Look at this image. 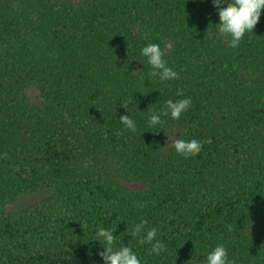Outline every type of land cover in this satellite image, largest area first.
I'll return each mask as SVG.
<instances>
[{"label": "trees", "instance_id": "1", "mask_svg": "<svg viewBox=\"0 0 264 264\" xmlns=\"http://www.w3.org/2000/svg\"><path fill=\"white\" fill-rule=\"evenodd\" d=\"M219 23L212 0H0V264H102L96 229L140 220L166 245L124 234L142 264H202L217 244L264 264V11L235 49ZM149 43L178 80L148 76ZM177 89L189 110L149 128ZM129 99L136 133L119 121ZM172 126L200 153H164Z\"/></svg>", "mask_w": 264, "mask_h": 264}, {"label": "clouds", "instance_id": "2", "mask_svg": "<svg viewBox=\"0 0 264 264\" xmlns=\"http://www.w3.org/2000/svg\"><path fill=\"white\" fill-rule=\"evenodd\" d=\"M212 4L216 7L220 17V23L215 25L218 33L227 40V46L233 49L239 47L246 34H252L253 29L260 21L262 11H264V0H212ZM141 55L146 59L147 65L151 69L148 73L150 78H158L161 83L180 78L179 73L168 66L164 59L165 52L161 49L160 44L145 45L141 49ZM176 95L183 98L167 100L163 110H153L147 117L149 128L162 126L165 123L164 117L179 121L183 113L189 110L192 105L191 96H185L183 89H177ZM131 104V99L120 103V106L126 109L128 114L120 115L119 121L126 130L136 133L137 123L128 111ZM205 142L210 143L211 141ZM171 146L177 154L189 157L199 154L203 144L196 137L191 139L175 138ZM135 206L142 208L145 206V202L136 201ZM146 224L147 221L140 220L139 223L132 226L130 232L120 235H114L116 226L115 229L99 226L89 239L99 242L101 245L102 250L97 251L96 255L100 257L102 264H142L140 257L133 251L129 243L125 245L123 242L121 237L124 234H129L139 244L151 245L149 254L159 256L164 252L166 245L158 239L157 228H146ZM93 264L96 262L94 261ZM202 264H234V261L229 259L228 249L225 245L217 244L203 257Z\"/></svg>", "mask_w": 264, "mask_h": 264}, {"label": "rangeland", "instance_id": "3", "mask_svg": "<svg viewBox=\"0 0 264 264\" xmlns=\"http://www.w3.org/2000/svg\"><path fill=\"white\" fill-rule=\"evenodd\" d=\"M35 95H37V93L34 92L32 96L35 98L36 97ZM182 135H183V130L178 126H172L169 129H167V131H165L163 136L162 151L164 153L169 152L172 149L171 145L173 139L181 138ZM51 193H52L51 189L36 190L17 198L15 201L10 202L6 208L10 212H16L20 209H23L25 207H28L30 205H33L41 201L45 197L49 196Z\"/></svg>", "mask_w": 264, "mask_h": 264}]
</instances>
